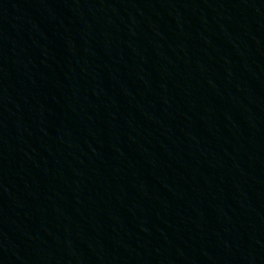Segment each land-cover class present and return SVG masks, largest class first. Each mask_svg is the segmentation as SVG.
<instances>
[{"label": "water", "instance_id": "95a60500", "mask_svg": "<svg viewBox=\"0 0 264 264\" xmlns=\"http://www.w3.org/2000/svg\"><path fill=\"white\" fill-rule=\"evenodd\" d=\"M255 1H258V2L264 3V0H255Z\"/></svg>", "mask_w": 264, "mask_h": 264}]
</instances>
